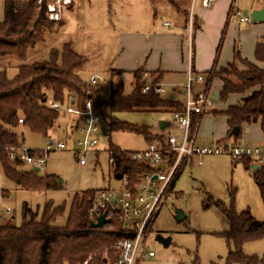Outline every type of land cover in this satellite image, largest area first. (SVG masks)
I'll list each match as a JSON object with an SVG mask.
<instances>
[{"label":"rangeland","instance_id":"1","mask_svg":"<svg viewBox=\"0 0 264 264\" xmlns=\"http://www.w3.org/2000/svg\"><path fill=\"white\" fill-rule=\"evenodd\" d=\"M171 1H176L180 8L188 12L191 10L192 0H76L73 9L65 12L64 22L56 25L52 32H46L45 39L29 50L26 60L11 56L0 58V69L7 67V76L14 78L19 65L46 60L50 49L72 42L74 49L88 59L81 72L82 78L91 84V77L97 76L98 84L91 85L101 87L96 98L107 102L111 98V88L115 81L121 79L125 83L126 93L131 92L134 87L132 70H124L114 77L108 70L116 66L117 59L121 56L118 48L120 36L137 30H166L163 23L170 21L173 24L176 17V9ZM263 2L264 0H236L235 7L242 15L250 18L251 24L254 23L251 16L252 6ZM3 15L4 0H0V20ZM240 68L243 66L240 65ZM216 80L219 81L218 78L213 80L211 90L220 92L221 88L215 84ZM186 84V76L172 74L162 83L165 89L162 95L167 99L183 102L187 95ZM203 86L194 81V92L201 91ZM219 100H216L210 113L215 115L214 112L219 111ZM210 113L203 114L206 116L198 131L200 143L212 144L219 141L216 132L217 128H221L218 124L223 126L224 120L218 117L214 121ZM111 116L137 130L110 128V118L104 122V127L110 128L109 131L102 133L99 144L93 151L85 154L87 162L83 166L79 163V155L74 151L77 144L69 136L68 116L64 113L60 114L47 135L34 133L25 126L18 125L15 130L19 135L23 134L24 145L28 149H45L51 141H63L68 147L50 151L46 163L38 171L42 176L53 175L59 184L57 189H24L7 179L2 168L0 169V189L6 194L0 199V225L7 221L13 225H22L24 203L38 210L41 215L45 204L53 202L55 206H66L65 213L55 222L57 226H64L69 205L76 194L86 190L120 187V180L116 177L115 167L110 161L112 149L130 153L144 150L150 134H173L178 138L182 136L171 110L114 111ZM161 121L168 123L166 128H160ZM224 142L264 145L260 140L247 142L241 138L236 142L233 138ZM17 168L32 170L29 166ZM253 172L252 166L247 169L243 162L235 160L229 154L204 156L202 163L198 156H192L184 163L173 191L167 197L153 225L148 244L154 250L155 256L146 257L142 264H227L229 247L222 234L229 229V219L218 204L225 207L233 205L237 212L249 209L256 219L264 222V200ZM157 185L160 186L161 181ZM178 210H183L186 214L182 221L176 218ZM158 234L171 237L170 245L164 246L159 242L156 239ZM243 253L262 260L264 237L245 243Z\"/></svg>","mask_w":264,"mask_h":264},{"label":"trees","instance_id":"2","mask_svg":"<svg viewBox=\"0 0 264 264\" xmlns=\"http://www.w3.org/2000/svg\"><path fill=\"white\" fill-rule=\"evenodd\" d=\"M171 3L179 8L176 1ZM56 24L61 25L60 22L50 21L45 11H39L36 0H4V15L0 20V58L11 56L26 60L29 50L43 41L45 33L52 32ZM223 38L224 33L221 44ZM254 60L255 63L243 59L237 49L231 64L219 67L215 62L213 68L205 73L207 89H211L215 78L221 81L222 103H227L231 95L249 92L239 104H231L224 111L214 112L215 115L229 118L230 129L227 138L222 141L233 138L236 142L241 137L242 125L256 123L259 119L264 130V34L256 44ZM87 62V57L79 54L72 42H66L61 47L50 49L46 60L19 65L14 78L7 76V67L0 69V169L7 179L18 186L32 191L59 187L53 175L42 176L36 169H18L20 165L11 161L2 147L24 143L23 134L19 135L15 130L18 125L34 133L48 134L60 113L44 105L47 97L62 101L65 96L73 94L81 103L95 99L101 87L88 84L81 76ZM110 73L114 77L121 72L111 68ZM132 73L134 87L131 92L126 93L125 83L121 79L112 85L111 98L106 102L108 111L104 114L105 122L111 118L110 128L137 130L113 119L111 112L114 111L182 109L181 102L167 99L154 90L161 84V71H144L140 68ZM149 82L152 84L151 90L143 92ZM20 118L23 119L22 123L19 122ZM195 122L196 115L193 116ZM235 126L240 127L238 135L231 133ZM149 138L148 143L162 140L159 134H150ZM129 153L112 149L110 161L115 167L116 177L130 170L132 180H136L139 173L152 171L148 166L132 161ZM240 161L247 169L253 163L250 157ZM253 175L264 200V165L256 169ZM174 186L175 183L171 192ZM97 191L86 190L73 197L64 226H57L55 222L65 213V204L55 206L53 202H47L39 215L38 210L24 203L22 225H13L10 221L0 225V264H115L118 251L113 248L114 243L131 234L115 217L103 227L91 226L88 209ZM4 195L0 189V199ZM218 206L229 219V229L222 234L229 247L227 264H264V258L259 260L243 253L245 243L264 237V222L256 219L249 209L237 212L233 205Z\"/></svg>","mask_w":264,"mask_h":264},{"label":"built area","instance_id":"3","mask_svg":"<svg viewBox=\"0 0 264 264\" xmlns=\"http://www.w3.org/2000/svg\"><path fill=\"white\" fill-rule=\"evenodd\" d=\"M215 1L202 0V5L209 7ZM72 2L73 0H36L38 10L45 11L46 17L54 23L63 20L65 9ZM196 3L197 0H192L191 10L188 14L189 31H192L194 26ZM231 14L244 22L250 20L249 17L243 16L236 7L232 8ZM193 78L189 69L186 99L182 109L173 112L174 121L182 131L181 138L173 134L161 135L162 140L151 141L144 150L129 153L132 161L146 165L152 171L139 173L136 180H132L131 171L125 170L117 177L120 180L118 189L98 190L92 199L88 209L91 221L96 222L101 214L106 213V218L112 222L115 217L131 234L130 237L122 238L114 243L113 248L118 251L115 264H142L146 257L155 256L154 250L150 249L148 244L153 225L162 206L166 203L184 163L192 156H198L199 162L202 163L204 156L229 154L235 160L250 157L260 166L264 165V146L230 144L224 141L207 144L198 141L202 116L214 109L216 99L214 91L206 87L197 93L194 92V81L206 83L205 74L200 73L195 79ZM90 83L98 84V77H91ZM151 88L152 84L149 82L144 86L143 92H148ZM154 90L158 93L165 91L162 84L155 87ZM44 105L48 109L68 116L69 136L73 137L74 143L77 144V149L74 151L80 157V165H85L87 162L85 154L94 150L103 133L104 114L108 111L106 100L100 101L95 98L87 99L81 103L77 96L69 94L62 101L49 96L45 99ZM194 115L198 117L195 123H193ZM19 122L22 123L23 119L20 118ZM51 130L52 128L48 132ZM67 147L63 141H51L47 148L42 150L28 149L24 143L2 147V149L8 153L11 161L20 166L36 169L46 163L50 151L63 150ZM158 181H161L160 186L157 185Z\"/></svg>","mask_w":264,"mask_h":264},{"label":"crops","instance_id":"4","mask_svg":"<svg viewBox=\"0 0 264 264\" xmlns=\"http://www.w3.org/2000/svg\"><path fill=\"white\" fill-rule=\"evenodd\" d=\"M75 2L76 0H73L72 4L65 9V12L68 9H73ZM235 3L236 0H216L211 6L204 7L202 0H197L192 31H189L188 27L189 12L173 5L176 9V17L173 19V24L170 21L163 23L167 28L166 30L153 29L147 32L137 30L120 36L118 48H120L121 56L117 59L116 66L113 69L121 73L124 70H132L131 72H133L140 68L144 71L159 70L163 74L162 84L172 74H181V76H186L188 79L189 69L192 75L196 77L200 73L205 74L211 70L215 62L218 63L219 67L231 64L234 61V53L237 49L243 59L255 63L254 50L264 34V21L251 24H249L250 20L248 22L241 21L231 14ZM262 8H264V2L253 5L251 11ZM64 20L65 14L60 23L62 24ZM223 33L224 38L221 44ZM258 64L262 66L261 63ZM195 83L198 85L203 84V89L206 87L205 82L197 83L195 81ZM215 84L221 88L222 83L220 80H216ZM248 94L249 92L243 95H231L227 103H222L219 100L217 110L224 111L228 105L239 104L241 98ZM184 101L179 102L184 104ZM212 115L214 121L218 117H222L224 120L222 122L223 126L218 124V127L221 128H217L218 131L216 132V137L219 141H222L227 138L230 129L228 125L229 118L226 115ZM205 116L206 114L202 117L201 123ZM166 124L168 123L166 122ZM240 138L247 142L249 140L264 142V130L261 126V120L259 119L252 124H243ZM255 146L263 147L264 145ZM253 166L261 167L254 160Z\"/></svg>","mask_w":264,"mask_h":264},{"label":"water","instance_id":"5","mask_svg":"<svg viewBox=\"0 0 264 264\" xmlns=\"http://www.w3.org/2000/svg\"><path fill=\"white\" fill-rule=\"evenodd\" d=\"M252 16V21L253 22H261V21H264V8L262 9H256L252 12L251 14ZM214 98L216 100H219L220 99V92L219 91H215L214 92ZM166 122L165 121H161L160 122V128L161 129H164L165 126H166ZM106 131H107V128H103V134H106ZM240 131V127L239 126H235L231 133L233 135H238ZM259 166H253V170H256ZM40 168H36L37 171H39ZM119 176V174H118ZM156 177V176H154ZM186 217V214L183 210H178L177 211V215H176V218L179 220V221H182L183 219H185ZM111 222L110 219L106 218V213H103L101 214L98 218H97V221L94 222V221H91V226L92 227H96V228H99V227H103L105 224ZM156 239L161 242L162 244H164V246H169L170 243H171V237H164L163 235L161 234H158L156 236Z\"/></svg>","mask_w":264,"mask_h":264}]
</instances>
